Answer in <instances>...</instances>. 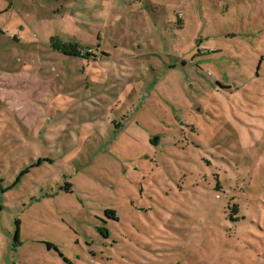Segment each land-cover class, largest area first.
I'll list each match as a JSON object with an SVG mask.
<instances>
[{"label": "rangeland", "instance_id": "rangeland-1", "mask_svg": "<svg viewBox=\"0 0 264 264\" xmlns=\"http://www.w3.org/2000/svg\"><path fill=\"white\" fill-rule=\"evenodd\" d=\"M0 264H264V0H0Z\"/></svg>", "mask_w": 264, "mask_h": 264}, {"label": "trees", "instance_id": "trees-1", "mask_svg": "<svg viewBox=\"0 0 264 264\" xmlns=\"http://www.w3.org/2000/svg\"><path fill=\"white\" fill-rule=\"evenodd\" d=\"M48 44L51 49L57 51L68 57H83L91 56V53L86 51L84 47L77 42H64L56 36L49 38ZM98 231L105 237L108 236V230L106 228H98ZM18 238V233L15 234V239Z\"/></svg>", "mask_w": 264, "mask_h": 264}]
</instances>
